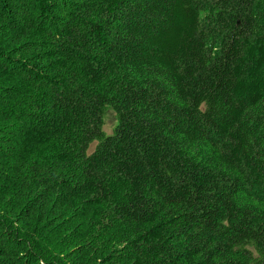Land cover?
<instances>
[{"label": "trees", "instance_id": "1", "mask_svg": "<svg viewBox=\"0 0 264 264\" xmlns=\"http://www.w3.org/2000/svg\"><path fill=\"white\" fill-rule=\"evenodd\" d=\"M0 264H264V0H0Z\"/></svg>", "mask_w": 264, "mask_h": 264}, {"label": "rangeland", "instance_id": "2", "mask_svg": "<svg viewBox=\"0 0 264 264\" xmlns=\"http://www.w3.org/2000/svg\"><path fill=\"white\" fill-rule=\"evenodd\" d=\"M104 121H105V126H104V130L107 133H112L114 128L117 125V115L116 112L114 110H109L105 117H104Z\"/></svg>", "mask_w": 264, "mask_h": 264}]
</instances>
